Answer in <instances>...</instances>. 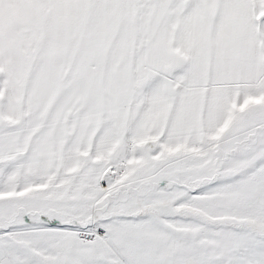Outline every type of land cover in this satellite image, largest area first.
<instances>
[{
    "label": "snow or ice",
    "instance_id": "snow-or-ice-1",
    "mask_svg": "<svg viewBox=\"0 0 264 264\" xmlns=\"http://www.w3.org/2000/svg\"><path fill=\"white\" fill-rule=\"evenodd\" d=\"M0 264H264V0H0Z\"/></svg>",
    "mask_w": 264,
    "mask_h": 264
}]
</instances>
